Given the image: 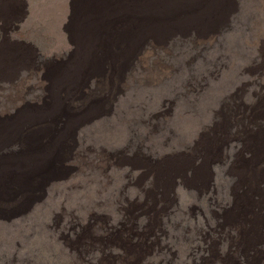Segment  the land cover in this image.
<instances>
[{
	"label": "rangeland",
	"instance_id": "obj_1",
	"mask_svg": "<svg viewBox=\"0 0 264 264\" xmlns=\"http://www.w3.org/2000/svg\"><path fill=\"white\" fill-rule=\"evenodd\" d=\"M0 11V264H264V0Z\"/></svg>",
	"mask_w": 264,
	"mask_h": 264
},
{
	"label": "clouds",
	"instance_id": "obj_2",
	"mask_svg": "<svg viewBox=\"0 0 264 264\" xmlns=\"http://www.w3.org/2000/svg\"><path fill=\"white\" fill-rule=\"evenodd\" d=\"M118 1H123V0H118ZM118 7H121L120 5L116 4ZM122 8V7H121ZM1 12V11H0ZM15 13L17 15H14V21H20L18 19H20L19 17V13L22 15V13L19 11V10H15ZM2 26V25H1ZM0 26V56L2 55V59H5V60H10L12 62V64H14V66H18V65H21V64H24V63H28L29 61L27 60L26 58V52L25 50H22V51H19V52H16V56H13V53H14V45H13V40H10L12 39V36L9 34V32L7 33V28L5 27H1ZM5 33V34H4ZM1 40H4L3 42H1ZM29 64V63H28ZM36 64V62H35ZM12 73H10L11 75ZM6 88H9L12 90L11 87L9 86H6ZM23 94L24 92H22V95H18L15 91L12 90V97H13V105L15 106H18V107H21L23 105V102L24 100L23 99ZM19 102V103H17ZM25 106H30L29 102L27 100H25V104L23 105V108ZM32 107V106H31ZM50 125V128L52 127V124H49ZM20 143H18V142ZM8 142H12L11 144L7 145ZM15 144H20L21 147H20V151L19 152H16V153H4V152H12V150L10 149L12 145H15ZM26 143L23 141V139L21 138H12V139H9L7 140L5 143L3 144H0V154H5V155H20L22 153H25L24 151L26 150ZM9 148V149H7ZM14 159V158H12ZM11 159V160H12ZM17 160L19 161H22V162H25V161H35V160H30L29 158L27 160H21L19 158H16ZM46 159V158H45ZM53 160V159H52ZM10 161V160H9ZM55 162V160H54ZM21 178L20 177H15L14 178V182L15 184L18 183ZM7 182H9L8 180V177H7ZM17 185V184H16Z\"/></svg>",
	"mask_w": 264,
	"mask_h": 264
},
{
	"label": "bare ground",
	"instance_id": "obj_3",
	"mask_svg": "<svg viewBox=\"0 0 264 264\" xmlns=\"http://www.w3.org/2000/svg\"><path fill=\"white\" fill-rule=\"evenodd\" d=\"M181 9H182V8H181ZM174 14H176V13H174ZM177 15H178V14H177ZM175 16H176V15H175ZM197 17H198V16H197ZM192 18H193V17H192ZM1 57H3V56L1 55L0 58H1ZM29 117H30V116H29ZM29 117H28V118H29ZM53 138H54V137H53ZM32 139H33V137L30 138V140H32Z\"/></svg>",
	"mask_w": 264,
	"mask_h": 264
}]
</instances>
